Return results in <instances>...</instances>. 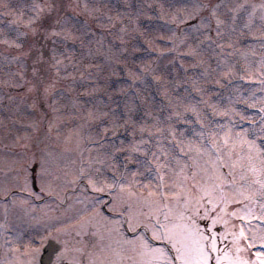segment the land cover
Wrapping results in <instances>:
<instances>
[{
    "label": "rangeland",
    "instance_id": "374dc122",
    "mask_svg": "<svg viewBox=\"0 0 264 264\" xmlns=\"http://www.w3.org/2000/svg\"><path fill=\"white\" fill-rule=\"evenodd\" d=\"M35 1L0 0V28L4 27L8 33L10 28L5 27L9 25L8 22L10 24L17 22L20 29L35 31L33 24L36 23V20L30 24L34 20L33 18L37 17L41 11L44 12L51 7L50 0ZM175 1H70L69 15L59 22L57 28L49 31V35L53 39L50 62L52 74L47 82L49 85L45 84L44 89L47 98H50V94H56L63 89H66L63 93L65 95L70 86L69 90L72 91L70 95L74 97L72 99L74 101H70L71 105H86L90 98L92 103H88L87 106L92 105L87 107L86 111L78 112L80 116L75 114L76 112L72 113L74 115H67L59 110H54L57 113L53 115L50 124V130L53 131L55 138V141L52 142H55L53 148H47L38 154L32 148L30 140L36 131L37 122L34 105L28 100V96H19L11 101H6L3 99L2 91H0V104L3 106L0 109V134L3 136V138L0 136V150L17 153V157L13 153H0V225L2 226L9 217L6 225L8 231H5L4 228L1 230L6 233L13 230L7 236L8 244L13 243L12 245L4 244L0 240V264H22L25 259L21 255L22 252L31 251L35 247H41V251H43V246L47 241L57 235L60 240L67 241L70 247L90 248L92 244L111 243L112 239L104 226L105 221L102 217H97L95 206L96 198L106 193H96L86 181H80L78 179L79 170L91 171L99 168L102 173L101 178H103L110 176L113 169H119L116 172V175L119 176L120 172L123 171L124 163H127L129 169L132 170L138 166L126 159L133 145H139L141 148L156 152L159 155L161 149L172 151V145L175 144L173 134L169 135L162 127L156 130L150 126L148 128L141 126L142 131H139L137 136L142 135L145 139L143 141L147 142L141 144L121 140L110 145L101 142L102 134L95 136L93 133L90 134L91 130L86 132L91 126L101 123L99 120L103 118L108 122L107 129L112 132L118 127H124L123 122L119 121L120 118L102 111L99 106L105 102L100 98H95L96 94L106 93L109 98L108 105L114 106L116 104L111 102L114 101V98L111 97L116 95V91H118L110 90L109 84L107 86L106 83H101L104 85L101 87L97 83L99 79L104 78L106 74L104 69L107 72L113 66L106 60L97 64L90 60L93 58L92 48L103 50L107 44L105 34H100L98 29L109 30L113 28L114 37H111L110 41L115 45L118 42L115 41L116 38L124 40L127 37L123 35L124 31L127 30L128 33H131L134 30L137 32L141 20L148 19L149 22H154L151 19L154 15V20L157 21L156 26L147 22L145 26L141 24L145 27L141 31L144 33L143 38L148 44L147 46L156 47L157 43L160 44L166 39L188 42L195 38L194 35H188L189 39L188 36L177 35L176 29L179 26L177 22L185 20L189 22L195 16V22L199 20L198 23H200L203 20V15H208L215 21H222L228 13L234 15L236 20L241 22L239 26H232L227 22L228 30L220 28V30H214L213 33L210 32L209 34L217 40L224 38L221 42L222 47H219L220 51L219 48L217 50L211 48L205 49L203 54L190 55L187 47L182 49L183 45L177 47L179 49H173H176V58L185 61L189 68L187 70L189 74L202 75L205 68V74H210L211 77L216 76L217 84L224 86L227 81L225 90L221 91L216 87L215 79L210 77V86H208V92L206 91L210 96L209 99L205 104L196 102L194 106L196 117L193 124L197 123L194 132L187 135L185 131L177 129L176 139L187 151L190 146L198 147L205 144V137H210L218 132L221 127H230L235 133H243L249 139H256L257 142H259L260 137H264V112L260 110L264 108V92L261 93L259 90L261 86L257 85L264 80V0H180L173 7ZM194 2L196 8L189 5V3ZM203 3H208L206 8L211 6L206 12L205 8L202 11L198 7L199 5L203 7ZM153 4L155 9L162 10L161 14L151 13L149 7ZM36 5L40 6L39 9L35 8ZM165 8H170V12L163 13ZM37 13L39 14L37 15ZM80 16L84 17L86 21H80L78 19ZM122 20L134 24L133 27L135 28L122 27ZM88 22H90L91 27ZM159 22L171 23V29L160 28ZM187 27L194 33L198 31L194 23L187 24ZM204 30L208 32L206 27ZM104 32L110 33L109 31ZM214 33L217 36H214ZM16 36L19 35L16 33ZM158 39L162 40L159 41ZM5 41H7L6 38L0 37L1 54L5 52L13 55V52L16 53V56H28L26 48H18L15 46L17 45L15 42L6 47L4 46ZM69 43H72L73 46ZM209 44V41L201 37L196 41L195 46L206 45L209 47ZM106 55L105 51L104 56ZM236 55L243 62L240 67L241 71L238 68L236 70L234 62L230 63V59ZM204 56L206 57L203 58ZM113 61L115 62V58ZM237 63L239 64L240 61ZM228 64L233 66V70H236L237 73H233ZM192 66L197 67V69H192ZM3 69V65L0 64V76L3 74ZM9 69L4 70L6 78L11 82L8 85L15 86L17 84L12 82L14 74ZM149 69V75H144L148 87L153 84V80L165 83L163 78H158L156 74L161 69V65L155 67V65L150 64ZM184 72L185 70H177L174 73L178 77ZM111 73H113V68H111ZM140 74L136 72L132 73L131 76L135 81H138ZM151 75H156L157 78L148 79ZM231 80H237V86L231 84V90L228 91L227 87ZM84 81H91L87 89L70 85L84 84ZM212 81L214 82L213 86ZM126 88L128 87H123L125 90ZM194 88L196 89V86ZM33 89L34 85L29 80L21 83V91L31 92ZM262 89L264 90V87ZM119 90H122V86L119 87ZM75 93L89 95L80 99L77 97L80 95L76 96ZM197 94L199 95V92ZM252 99L254 100L251 101ZM150 108L148 107L147 110L148 117L154 114L153 107L150 106ZM187 108V105L182 106L179 103L169 102L167 113L170 119L171 117L177 119L183 112L187 111ZM8 109H16V111L11 114ZM154 109L157 107L155 106ZM185 118L187 116L184 114L179 117L178 121ZM248 119L254 120L257 124L261 120L257 126L258 135L256 137L251 136V129L240 128L241 121ZM162 126L168 127L169 124L162 122ZM57 136L64 138L65 141L61 143L64 139L56 138ZM154 137L156 139H153ZM74 139L76 143L73 146L71 141ZM114 153L117 154L114 155ZM135 155L143 158L144 153L140 152ZM28 177H33V184L32 181L28 183ZM44 190L47 192L44 193ZM55 194L56 197H54ZM103 199L106 201L104 197ZM31 206L37 207L36 210L39 209V212L36 213ZM47 207L50 216L49 222L37 224L39 222L38 215ZM8 212H10V216L7 214ZM72 213H75V216L69 217L68 214ZM30 221L39 227L32 228L29 226ZM99 235H103L104 239H93ZM41 237H49V239H45L42 244L30 243V241L39 240ZM6 245L11 253H6L4 247Z\"/></svg>",
    "mask_w": 264,
    "mask_h": 264
},
{
    "label": "snow or ice",
    "instance_id": "6c2138e0",
    "mask_svg": "<svg viewBox=\"0 0 264 264\" xmlns=\"http://www.w3.org/2000/svg\"><path fill=\"white\" fill-rule=\"evenodd\" d=\"M205 141L159 155L133 145L126 159L138 166L124 163L119 176L80 169V181L109 197L95 206L112 242L70 247L53 236L47 264H264V139L221 127ZM21 255L45 264L41 247Z\"/></svg>",
    "mask_w": 264,
    "mask_h": 264
},
{
    "label": "trees",
    "instance_id": "16d2710c",
    "mask_svg": "<svg viewBox=\"0 0 264 264\" xmlns=\"http://www.w3.org/2000/svg\"><path fill=\"white\" fill-rule=\"evenodd\" d=\"M36 40L38 41V39L36 38ZM39 99V98H38ZM38 99H37V101H38Z\"/></svg>",
    "mask_w": 264,
    "mask_h": 264
}]
</instances>
